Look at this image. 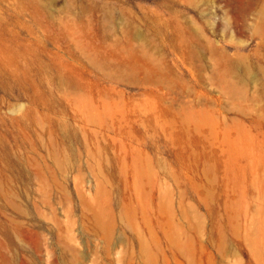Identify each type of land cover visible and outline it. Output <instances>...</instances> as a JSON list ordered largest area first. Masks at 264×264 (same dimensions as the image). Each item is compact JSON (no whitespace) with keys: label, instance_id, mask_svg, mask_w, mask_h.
I'll use <instances>...</instances> for the list:
<instances>
[{"label":"rangeland","instance_id":"obj_1","mask_svg":"<svg viewBox=\"0 0 264 264\" xmlns=\"http://www.w3.org/2000/svg\"><path fill=\"white\" fill-rule=\"evenodd\" d=\"M0 264H264V0H0Z\"/></svg>","mask_w":264,"mask_h":264}]
</instances>
